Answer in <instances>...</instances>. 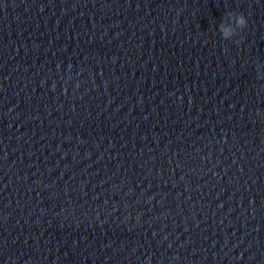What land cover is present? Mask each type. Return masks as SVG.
<instances>
[{
    "label": "water",
    "instance_id": "obj_1",
    "mask_svg": "<svg viewBox=\"0 0 264 264\" xmlns=\"http://www.w3.org/2000/svg\"><path fill=\"white\" fill-rule=\"evenodd\" d=\"M0 264H264V0H0Z\"/></svg>",
    "mask_w": 264,
    "mask_h": 264
},
{
    "label": "clouds",
    "instance_id": "obj_2",
    "mask_svg": "<svg viewBox=\"0 0 264 264\" xmlns=\"http://www.w3.org/2000/svg\"><path fill=\"white\" fill-rule=\"evenodd\" d=\"M248 27V20L243 13H229L227 19L219 25L223 39L230 40L237 35L238 30L243 31ZM239 43V41H237Z\"/></svg>",
    "mask_w": 264,
    "mask_h": 264
}]
</instances>
